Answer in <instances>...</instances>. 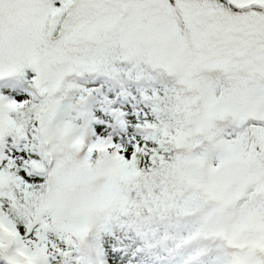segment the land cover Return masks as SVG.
<instances>
[{
	"label": "snow or ice",
	"instance_id": "obj_1",
	"mask_svg": "<svg viewBox=\"0 0 264 264\" xmlns=\"http://www.w3.org/2000/svg\"><path fill=\"white\" fill-rule=\"evenodd\" d=\"M185 168L234 203L157 261L110 202ZM0 264H264V0H0Z\"/></svg>",
	"mask_w": 264,
	"mask_h": 264
},
{
	"label": "trees",
	"instance_id": "obj_2",
	"mask_svg": "<svg viewBox=\"0 0 264 264\" xmlns=\"http://www.w3.org/2000/svg\"><path fill=\"white\" fill-rule=\"evenodd\" d=\"M188 155L185 153V157ZM206 162L214 161L203 157L205 166ZM101 177L103 174L97 175L88 185L92 195L105 193L99 190ZM239 179V176L229 178L219 192L216 189L214 197L209 194L205 186L207 181L197 168L178 169L174 173L157 171L147 182L124 179L116 185L110 202L118 217L113 227L122 228L126 235L131 233L134 239L142 242L143 250L154 257L164 255L178 248L188 233L196 232L201 220L213 211L218 194L234 203L232 185ZM107 180L105 188L108 191L113 182L109 177Z\"/></svg>",
	"mask_w": 264,
	"mask_h": 264
},
{
	"label": "rangeland",
	"instance_id": "obj_3",
	"mask_svg": "<svg viewBox=\"0 0 264 264\" xmlns=\"http://www.w3.org/2000/svg\"><path fill=\"white\" fill-rule=\"evenodd\" d=\"M103 177H104V178L101 177V180H100V182H99V190L101 191V193H104V192L107 191L106 188H105V185H106V182H107V178H108V177H106L105 175H103ZM205 186L207 187V190H208L209 194L211 195V197H214V196H215V193H216V188H215L214 186L210 185L208 182H206V185H205ZM105 190H106V191H105ZM176 254H177V251H176L175 253H171V252H169V253L167 254L166 257L162 256V257L157 258L156 260H157V261H166V260H170V259H172Z\"/></svg>",
	"mask_w": 264,
	"mask_h": 264
}]
</instances>
